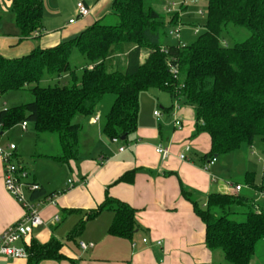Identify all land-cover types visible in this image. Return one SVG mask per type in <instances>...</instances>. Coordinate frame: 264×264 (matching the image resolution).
<instances>
[{"label":"trees","instance_id":"1","mask_svg":"<svg viewBox=\"0 0 264 264\" xmlns=\"http://www.w3.org/2000/svg\"><path fill=\"white\" fill-rule=\"evenodd\" d=\"M157 1L113 0L111 12L118 17L117 23L105 24L99 19L53 47L37 46L16 58L0 54V95L13 90H26L29 95L26 103L0 111V132L27 122L38 134H56L60 153L43 156L69 163L80 155L83 120L75 122L77 116L90 118L101 99L113 94L103 132L109 140L128 142L138 129L141 92L156 88L193 107L194 135L210 137V150L201 157L205 162L228 155L243 143L252 144L256 136L264 143V0H205L204 32L195 41L182 44L164 43L166 27L178 23L180 14L174 11L168 18L162 16L154 6ZM12 10L21 39L41 35L44 0H13ZM229 23L246 27L249 38L232 47L222 45L221 31ZM127 44L132 46L128 51ZM74 49L86 59L81 78L70 63ZM143 51L148 52L144 60ZM117 55L125 56L123 69L109 66V59ZM66 76V84L58 80L41 85L44 78ZM123 136L125 140H121ZM16 155L30 177L17 150ZM243 179L244 185L255 190L264 188L251 173ZM134 180L135 170L116 183ZM181 192L206 226L207 247L221 250L233 264H250L257 243L264 239V206L231 192H213L201 205L190 191L182 188ZM45 194L41 185L32 196ZM105 208L115 214L109 233L132 238L139 228L135 209L107 196L88 218ZM84 225L80 222L69 238L79 235ZM62 245L54 238L45 244L33 239L26 245L28 264L63 258Z\"/></svg>","mask_w":264,"mask_h":264},{"label":"crops","instance_id":"2","mask_svg":"<svg viewBox=\"0 0 264 264\" xmlns=\"http://www.w3.org/2000/svg\"><path fill=\"white\" fill-rule=\"evenodd\" d=\"M79 1L91 8V14L69 23L76 17ZM12 3L13 0H0V54L8 58L27 55L37 46L49 48L74 38L94 21L106 19L111 13L113 0H69L68 6H60L61 0H57L58 6L48 14L44 0V30L40 36L27 39L20 38ZM6 20L11 21L9 26H5ZM147 55L148 52L143 51L141 59L144 60ZM117 56L125 58L124 55ZM117 56L109 59L112 69H116L113 60ZM56 80L59 78L47 79V82ZM155 111L152 117L149 116L151 119L139 113L137 132L128 142L115 143L105 139L103 125L96 127L101 120V114H98L97 121L92 116L83 119L77 159L62 163L43 156L57 154L44 150L37 153L36 171L31 172L27 168L31 173L30 179L40 183L46 193L57 194V201L56 204L42 206L44 224L36 227L31 236L17 245L26 248L33 239L41 244L48 243L52 238L61 241L63 258L45 259L39 264H228L221 250L207 247L206 226L181 192L182 188L190 191L193 198L203 205L209 194L223 189L225 183L215 181L214 171L211 170L217 161L207 169L205 165L208 160L205 162L201 158L210 150V137L206 133L194 135L195 112L189 105L180 103V108L175 112L173 101L171 106L164 109V118L161 112L159 116L155 115ZM174 113L182 118V129L174 127ZM28 128L29 124L25 130L21 125L24 131ZM93 134H97V147L87 152L83 136L87 139L85 141H90ZM35 136L38 138L39 135ZM185 144H190L192 149L187 153V159H181L179 155L184 151ZM121 145H127V148L120 151ZM159 145L169 147L170 155L167 158L156 152ZM22 152L17 145L18 158L24 164ZM133 170V183H116L122 175ZM70 179L75 181L71 188ZM238 183L233 182L232 185ZM243 188L244 185L240 191L232 190L231 193L240 194ZM255 192L259 193V190ZM107 196L135 209L139 228L132 238L109 233L115 216L110 208L88 218ZM255 202L261 205L257 199ZM23 214L21 205L4 185L0 158V236ZM56 215L59 216L57 221L54 218ZM82 221L85 223L83 231L69 238ZM144 238L148 241L144 242ZM81 242L93 243L94 246L83 249ZM0 264H28V260L0 257Z\"/></svg>","mask_w":264,"mask_h":264},{"label":"rangeland","instance_id":"3","mask_svg":"<svg viewBox=\"0 0 264 264\" xmlns=\"http://www.w3.org/2000/svg\"><path fill=\"white\" fill-rule=\"evenodd\" d=\"M167 2L168 0H159L154 3V6L162 16H166L168 18V12L166 10ZM61 5L68 6L69 0H61L60 6ZM45 6L46 14H48L50 10H53L58 6L57 0H45ZM178 12L180 14V21H178L176 24L168 25L166 27L167 35L163 38L165 44L193 42L205 30L204 25L207 18V2L205 0H187V3L183 4L178 9ZM118 20V17L111 12L106 19H103V23L114 24L117 23ZM10 24L11 21L9 22L6 20L5 26H9ZM179 28L181 36L180 39L169 34L170 30H177ZM250 34V31L246 27L229 23L224 25L222 28L221 43L224 46L232 47L237 43L245 41L247 38H249ZM130 47L131 44L126 45L127 50ZM70 63L71 66L76 69L77 77L81 78L82 67L86 63V59L79 52V50H73ZM113 63L115 68L123 69L125 65V58L122 56H117L113 60ZM68 81V76H66V79L64 77L59 79L61 85L66 84ZM56 82L57 80L55 82H47V79L44 78L41 82V85H53ZM28 100L29 95L26 90L10 91L0 96V111L4 108L22 105ZM114 100L115 96L113 94H107L103 99H101L94 115L92 116L96 117L98 114H101V120L96 125V127L102 126L104 124L106 114L109 112ZM173 101L175 100L167 92L160 91L156 88L145 90L141 92L140 95V116L144 115L148 118L149 116L153 115L154 110H156L161 112L162 118H164L166 117L164 109L171 106ZM151 117L149 118L151 119ZM83 119L84 118L82 116H77L75 118V122ZM2 132V144L6 145L9 143H15L16 145H19L20 149L23 150L22 155L24 158V164L31 172H35L37 168V153L44 150L49 153L59 154L61 151L56 134H38L31 123H29V128L27 131L22 130L21 125L18 124L11 129L3 130ZM36 134L39 135L38 138H36ZM104 137L108 140L105 135ZM83 139L87 140L85 136H83ZM89 139L90 141H83L85 151L87 152H91L94 147H97V134H93V136L91 135ZM216 161L217 162L215 166H213L211 170L214 171L217 181H222L221 183L226 184L239 182L238 184L244 185L243 178L247 173L252 174L257 185L264 183V143L260 136H256L252 144L243 143L238 150L228 155L217 157ZM48 174L51 176L50 173ZM218 192L224 193L225 190L220 188ZM259 193H256L253 188L244 185L243 191L240 194L242 196L249 197L250 199H257V201L262 206H264V188L259 190ZM234 218L241 220V217ZM227 263L233 264L231 262ZM250 264H264V239L257 243L255 253Z\"/></svg>","mask_w":264,"mask_h":264},{"label":"built area","instance_id":"4","mask_svg":"<svg viewBox=\"0 0 264 264\" xmlns=\"http://www.w3.org/2000/svg\"><path fill=\"white\" fill-rule=\"evenodd\" d=\"M187 0H168L166 10L168 13L178 11V9L186 4ZM76 17L71 19L69 23H73L76 18H86L91 14V8L84 2L79 1L76 5ZM202 12V11H201ZM170 35H174L180 39V28L177 30H170ZM179 44H182L181 42ZM180 108V103L175 101V112ZM155 115L159 116L160 113L155 111ZM98 116L94 117V121L98 120ZM173 123L176 129L183 128V120L176 113L173 115ZM27 122H22V128L25 130ZM3 133L0 132V158L3 163V181L7 191L13 196V198L21 205L23 209V217L12 225H9L2 235L0 236V257L11 259H27L29 258L28 251L25 247L17 245L19 241L27 239L32 235L34 229L44 224V220L41 215L42 206L45 204H56L57 194L46 193L40 197H33L32 194L41 189V185L30 179L29 173L25 170L21 164L18 163L16 150L17 145L15 143H9L3 145L2 140ZM115 143H122L118 138L112 140ZM127 148V145H121L120 151ZM192 149L190 144H185L184 151L180 153L181 159H187V153ZM156 152L163 158H167L170 155L169 147L159 145L156 148ZM216 162V158H213L206 162L205 168H210ZM216 181L217 178L213 177ZM75 181L69 180L70 188L73 187ZM222 188L228 193L232 190L238 192L242 189V185L237 184L233 186L231 183L223 184ZM55 220H59V216L56 215ZM148 239L144 238V242ZM158 244L161 242L158 241ZM135 244L133 243V246ZM81 248L87 249L93 247V243H80Z\"/></svg>","mask_w":264,"mask_h":264},{"label":"water","instance_id":"5","mask_svg":"<svg viewBox=\"0 0 264 264\" xmlns=\"http://www.w3.org/2000/svg\"><path fill=\"white\" fill-rule=\"evenodd\" d=\"M126 139V137L125 136H123L122 138H121V140H125Z\"/></svg>","mask_w":264,"mask_h":264}]
</instances>
